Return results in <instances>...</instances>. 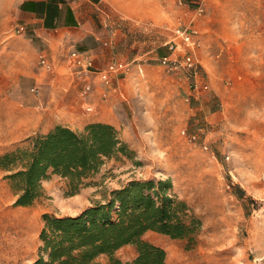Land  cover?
Instances as JSON below:
<instances>
[{
    "label": "rangeland",
    "instance_id": "1",
    "mask_svg": "<svg viewBox=\"0 0 264 264\" xmlns=\"http://www.w3.org/2000/svg\"><path fill=\"white\" fill-rule=\"evenodd\" d=\"M20 1L0 0V154L55 124L82 129L100 117L113 120L134 155L107 160L75 194L66 179L51 175L43 181L44 195L30 206L14 203L0 169V264L37 258L44 213L78 214L127 181L147 178L170 179L172 191L202 220L192 247L159 232L144 235L165 249L170 264H264V0L144 3L186 7V21L170 24L165 44L153 28L147 56L155 58L148 59L142 55L144 31L128 26L122 57L111 60L126 67L110 83L94 73L76 74L67 49L51 54L36 38L23 37ZM187 7H205L197 26L188 22ZM207 7L229 9L219 20L209 18ZM191 24L199 39L193 52L175 38ZM174 39L181 45L172 47ZM173 51L180 63L169 70L159 58ZM187 53L197 62L196 73L184 63ZM41 54L49 66L41 64ZM116 255L128 261L136 250L125 245ZM99 260L105 264L107 258Z\"/></svg>",
    "mask_w": 264,
    "mask_h": 264
},
{
    "label": "trees",
    "instance_id": "2",
    "mask_svg": "<svg viewBox=\"0 0 264 264\" xmlns=\"http://www.w3.org/2000/svg\"><path fill=\"white\" fill-rule=\"evenodd\" d=\"M133 155L112 123L93 121L82 129L55 124L1 153L0 169L14 203L30 206L44 195L43 181L51 175L66 179L75 194L107 160ZM42 220L41 244L31 264H103L101 256L105 264H170L165 249L144 235L155 231L185 239L192 247L202 226L187 201L172 191L171 180L155 178L131 179L78 214L44 213ZM129 244L136 255L123 261L116 252Z\"/></svg>",
    "mask_w": 264,
    "mask_h": 264
},
{
    "label": "crops",
    "instance_id": "3",
    "mask_svg": "<svg viewBox=\"0 0 264 264\" xmlns=\"http://www.w3.org/2000/svg\"><path fill=\"white\" fill-rule=\"evenodd\" d=\"M148 1L151 0H139L142 2L139 6L124 7L122 0H21L16 7V14L19 26L23 29L21 35L27 36L26 39L36 38L51 54L55 48L62 52L64 49L87 50L94 59L95 69H102L113 58L121 55L122 46L126 44L128 26L129 30L139 27L144 31L142 55L148 59L155 58L147 56L150 54L148 44L152 38L151 30L155 28L159 31L160 43L165 44L163 34L170 24L186 21L183 15L186 7H167L162 1L159 7H148L144 4ZM187 9L190 15L188 22L197 26L201 19L199 7ZM207 9L209 12L211 10L209 18L214 14L217 19L223 20L229 7ZM173 10L177 12L174 16L171 15ZM132 46L135 44L132 43ZM136 68L139 67L135 66L134 70ZM117 89L125 95L126 91L120 85ZM97 113L100 116V110ZM94 120L100 121V117ZM108 122L112 123L113 120Z\"/></svg>",
    "mask_w": 264,
    "mask_h": 264
},
{
    "label": "built area",
    "instance_id": "4",
    "mask_svg": "<svg viewBox=\"0 0 264 264\" xmlns=\"http://www.w3.org/2000/svg\"><path fill=\"white\" fill-rule=\"evenodd\" d=\"M202 11V7H199L198 13L201 14ZM177 32L178 33L177 35H175V38H179L183 45L187 46L190 52H193L194 48L199 44L197 28L191 24L183 29H178ZM174 45L180 46L181 44H178L174 39L171 46L174 47ZM159 60L169 70L177 67L178 63H180L179 57L175 53V51L170 54L161 56ZM68 61L70 66L76 69V71L80 73H94L97 75L99 80H102L105 83H110L112 81V77L119 71L122 72L123 68L126 67L125 64H117L111 61L104 68L95 69L94 59L91 56V53L87 50L74 49L70 51ZM40 62L43 66L50 65L49 59L46 54L40 55ZM184 63L190 70H192L193 73H196L198 65L194 56H192L190 53H187L186 58L184 59ZM86 86L87 85H84L83 89L84 95L87 94Z\"/></svg>",
    "mask_w": 264,
    "mask_h": 264
}]
</instances>
